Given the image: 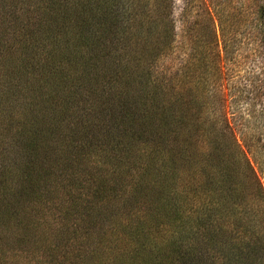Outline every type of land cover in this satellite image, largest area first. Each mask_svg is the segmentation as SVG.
Listing matches in <instances>:
<instances>
[{
	"label": "trees",
	"instance_id": "obj_1",
	"mask_svg": "<svg viewBox=\"0 0 264 264\" xmlns=\"http://www.w3.org/2000/svg\"><path fill=\"white\" fill-rule=\"evenodd\" d=\"M5 1L13 19L2 14L0 24L27 33L65 6L50 0L45 11L38 6L46 0ZM80 1L86 5L75 24L79 38L69 46L61 30L52 33L65 46L45 54L47 90L37 103L23 99L28 67L13 65L0 82V228L15 227L18 238L10 249L0 242V264H264V186L252 164L205 125V115L200 121L193 114L197 122L189 127L182 115L161 109L164 87L149 68L138 67L146 66L145 45L160 54L172 50L171 3L156 0V19L148 24L146 9L128 13L121 24L128 9L123 0ZM18 8L33 22L17 18ZM94 23L101 32L87 38ZM116 45L133 49L126 55L144 79L130 73ZM5 53L0 62L6 65L12 60ZM46 70L59 74L52 93ZM67 86L79 88L67 97ZM180 104L187 115L192 108ZM93 154L96 169L86 162ZM111 205L121 209L108 215L125 217L106 223ZM94 229L110 234L96 233L95 240ZM87 243H93L88 250ZM98 250H111L114 261L99 262L104 254L98 257Z\"/></svg>",
	"mask_w": 264,
	"mask_h": 264
},
{
	"label": "rangeland",
	"instance_id": "obj_2",
	"mask_svg": "<svg viewBox=\"0 0 264 264\" xmlns=\"http://www.w3.org/2000/svg\"><path fill=\"white\" fill-rule=\"evenodd\" d=\"M29 1L35 5L34 1L37 0ZM46 1L43 7H38L48 11L50 0ZM123 1L128 9L124 7L121 12V24L126 21L128 13L143 11V9L151 11V14L146 12L143 16L146 24L148 20L156 19L153 17V13L156 14L155 7H159L156 0ZM60 3V6L64 4L65 6L58 10L59 13L54 12L56 11L54 9L44 18L41 25L46 28L40 25L38 29L32 32L29 30L27 33V29L13 31L15 29L13 25L11 30L5 31V25L0 24V29L3 31L0 35V54H4L6 49L5 57L12 60H9L6 65L0 62V82L11 74L13 65L19 64L20 70H24L25 66L28 67L30 70L23 83V99L27 103L33 101L36 104L37 97L47 90L41 81L45 54L53 49L59 53L65 46L63 38L58 44L56 40H52L54 36L52 33L56 29L58 32L61 30L69 46L73 45V37L78 39L80 35V32L76 31L75 24L82 19L80 8L86 3L80 0H60ZM166 3L168 5L171 3V19L176 29L173 48L160 54L152 46L141 47L146 66L141 64L138 67L142 70L149 68L153 79L158 83L160 81L164 87L162 88L167 95L160 104L161 109L167 107L171 116L182 115L184 123L189 127L197 122H192L193 114L198 112L196 117L200 121L205 115V118L204 116L202 118L210 121L205 124L206 126L209 127L212 124L216 132L223 135L226 142L232 141L235 146L240 147L264 186V32H261L264 27V0H163L162 6ZM5 4L8 3L0 0V15L4 14L8 20H12L13 15L10 10L3 8ZM68 9L73 18L65 17L66 13L62 10L68 11ZM16 16L27 24L33 22L24 9H16ZM89 19L91 17L87 20ZM98 27L97 23H94L93 28L85 33L87 38H91L96 32H101ZM48 28L50 32L46 31ZM104 49L107 48L104 47ZM78 50L81 55L86 52L84 47ZM132 50L129 46H126L125 50L124 47L118 48L116 45V55L124 56L126 62L123 60L121 62L128 63L130 66V57L126 53ZM51 66L56 67L57 63L53 61ZM131 68L130 73L136 75L138 79H144L145 73L142 70L133 66ZM62 72L67 73L64 70ZM58 75L54 71L47 72L51 93L58 87L56 85V81L59 80ZM43 80L46 79L43 78ZM2 87L5 89L4 82H2ZM78 88L76 86L72 89L70 86L65 87L67 97L73 96V92ZM180 102L187 103L188 108H192L186 111L187 115L184 114ZM201 109L203 114L200 115ZM174 111H177V114ZM212 135L214 139L223 138L218 134ZM200 140L204 148L207 142L204 139ZM95 158L93 154L86 161L92 169H96ZM13 160L15 165L19 161L14 157ZM50 167L51 165L48 164L44 168L48 171ZM12 184L15 185L16 182L13 181ZM120 209L121 207L111 205L104 214L105 222L108 223L114 219L122 220L125 215L121 211L118 216L108 215L109 211ZM8 228H0V242L10 249L14 247V243L17 245L18 238L15 227ZM96 233L110 234L109 231L103 233L101 229L90 230L95 240L98 237ZM67 234L69 235V232L64 235L67 237ZM91 245L90 243L85 244L84 249H90ZM96 248H98L97 244ZM98 251V257L104 254L100 261L98 259L99 262L114 261L111 250ZM83 262H86L85 258Z\"/></svg>",
	"mask_w": 264,
	"mask_h": 264
}]
</instances>
